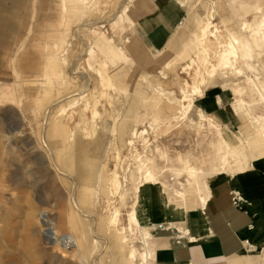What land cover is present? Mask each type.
<instances>
[{"label": "rangeland", "instance_id": "rangeland-1", "mask_svg": "<svg viewBox=\"0 0 264 264\" xmlns=\"http://www.w3.org/2000/svg\"><path fill=\"white\" fill-rule=\"evenodd\" d=\"M212 1L216 0H187L184 3L185 14L176 29L183 26L188 30L189 36L181 49L172 53L173 47L168 42L159 50H151L144 46L134 25L136 16L133 8L136 0H81L79 6L86 7L81 20L63 18L58 8L59 0H0V264H107L101 254L93 256L90 260H82L73 251L74 246L59 244L61 248L59 249L50 242L52 238H61L75 229L69 222L77 213L69 200V191L74 186L71 182L74 179H68L57 173L49 149L55 151L58 148L63 149L64 152L71 150L73 141H68L67 137L71 129L81 127L74 118L76 116H72L77 112L74 107L77 104L72 105L73 96L68 93L79 86L76 83L78 75L72 72L71 67L80 57L82 62L78 71L95 75L96 66L89 68L83 63L87 58L89 47L97 46V40L91 34L94 29H98L107 40H111L114 47L124 50L131 59V69H136L138 64L146 63V67L139 68L142 73H146V70L153 66L152 73L142 78L155 89L152 91V102L148 100L144 102L142 96L134 93H119L93 80L90 83L91 97L97 99V108L105 120L104 122L98 120L103 124V130L94 140L80 131L77 132L81 140L77 151L86 149V155L96 158V161L92 162L95 168L90 182L77 185V196L83 198L82 205L89 212L80 216L83 220L81 229L87 231L88 236H91L89 231L91 228L97 229V224L93 223L95 219L100 220V226H105L111 214L112 207H105L104 200L107 198L105 187L106 179L115 168L117 152L121 156L119 179L124 183L122 178L126 177L127 192L122 196L115 195L111 206L121 209L120 219L123 225H126L127 211L136 199L132 187L140 177L137 171L139 164L137 157L144 159L152 153L157 164L166 170L183 166V163L177 161V154L181 152L192 165L203 171L199 177V180L203 181L210 177L211 168L222 171L219 169V164L223 155L228 159L225 165L226 171L234 175L236 170H239L240 164L248 161L241 155L235 160L230 153V146L221 141L219 131L214 128L217 126L214 122H219L238 137L251 133L258 125L264 131V106L245 76L231 74L228 69L218 68L215 77L212 80L208 78L209 82L202 86V95H193V108L187 113V117L179 122V126L167 127L166 124L160 123L158 127L152 122L151 117H146L134 125L128 123L130 131L125 137H117L116 126L125 117L132 120L138 111L139 114H144L146 111L152 113L159 106L172 102L179 104V99L182 97L180 89H190L192 83L199 81L202 73L206 76L212 66L217 65L219 58L217 50H220L218 43L226 42L224 26L219 22L218 16L212 19L217 29V39L209 34L210 41L206 44L209 46V62L203 64V52L200 46L191 45L187 51H181L184 44L199 33V23L201 20L206 21L208 6ZM257 1L264 2V0H223V3L233 14L234 20L239 21L238 14L243 12L242 7L253 6ZM124 9H128L129 19L125 18ZM248 10L251 11V8ZM194 13H198L202 18L197 23V29L192 19ZM121 16L124 18L121 19ZM249 16L250 14L248 18ZM77 22L82 25L80 35L76 30ZM88 22H95V26H91ZM232 27L239 31L238 23ZM242 35L246 36L247 33ZM262 51L264 52V49ZM172 54L179 55L171 68L174 74L166 73L163 77L158 73L159 67L156 68L153 64L160 63ZM258 61L264 64V60ZM47 63L49 67L45 66L48 65ZM187 65H190L189 69L183 70L182 68ZM140 71L136 72V78L139 77ZM106 76L104 79L107 84ZM260 76H264V71ZM213 82L218 83L206 87ZM133 88H139L146 94L149 92L145 86L136 83L133 84ZM206 92L211 94L209 96L213 99L220 96L216 108L224 107L227 120L225 117L215 116L212 117L214 122L201 120L200 107L196 102L202 99ZM233 103L239 105L244 103L246 106L243 107L247 109L248 115L241 118L232 113L230 107ZM46 105L50 106V110L44 113ZM83 108L86 109L84 113L90 114V120L86 123L89 131L92 125L93 107L84 105ZM111 110H119L114 117L115 120L110 117ZM173 112L174 110L165 109L161 115L165 117ZM206 117L208 116L204 115V118ZM147 118L151 119L147 120ZM148 121L151 122L154 130L148 127ZM55 123H60L65 134L64 142L62 140L56 142L51 134L49 126H58ZM142 128H146L148 134L144 138H135L134 145L129 146L131 131ZM159 149L165 152L163 158L159 155ZM86 155L82 154V162L87 160ZM171 174L172 172H164L158 178L159 184L140 197L147 206L146 195L155 199L162 191L164 203L165 201L167 203L166 208H177L176 214L169 218L172 225L166 221H159L155 228H148L150 221L147 217L148 221L144 228H148L149 232L155 235L166 232L177 233L173 225L181 226L182 214L186 212L183 210L198 208L199 205L194 196L191 197L192 201L183 200L186 190L179 183L185 184L188 180L187 175H176L174 178ZM151 220L155 222L156 218L151 217ZM87 222L91 225H87ZM183 225L186 226L185 221ZM97 233L94 234V238L100 240L99 237L103 234L100 231ZM126 235L129 242L124 245L125 251L127 252L129 244L135 245L140 250V234L133 232ZM136 259L135 263L138 264L140 260Z\"/></svg>", "mask_w": 264, "mask_h": 264}, {"label": "crops", "instance_id": "crops-1", "mask_svg": "<svg viewBox=\"0 0 264 264\" xmlns=\"http://www.w3.org/2000/svg\"><path fill=\"white\" fill-rule=\"evenodd\" d=\"M59 1L58 8L63 18L81 20L86 9L83 5L82 7L79 6V1L81 0H64L65 3L63 0ZM186 1L136 0L133 8L135 11L134 16H136L134 17V25H136L144 46L151 50H159L168 42L173 47L172 53L178 52L181 49L189 36V32L183 26L178 29L176 27L184 17V3ZM216 1L219 2V8L216 13L219 22L222 16H226L234 24L238 23V25L242 19L251 18L254 8L260 5V1H257L253 6H243V12L238 14L239 21H236L233 14L225 7L223 0ZM250 8L251 11L248 10ZM210 9L211 2L208 6V13ZM126 14H128V9H126ZM248 14H250L249 18ZM127 19H129L128 15ZM192 19L197 29V23L202 19L201 15L194 13ZM88 24L95 26V22H88ZM81 26V23H78L76 29L78 35H80ZM91 34L97 40V46L96 48L93 45L89 47L87 58L83 63L89 68L96 66L94 68L95 75L79 72L78 68H80L82 61H80V57L77 58L72 64L71 70L78 75L76 83L79 86L73 91L68 92L73 96V104L74 101L78 100L77 105L74 106L72 104L77 110L72 116H76L74 118L78 120L81 127L79 129L73 128L71 131L76 132L73 133L76 140L79 141L81 140L77 132L80 131L85 134L89 128L86 123L90 120V114L88 112L84 113V110H86L83 108L84 105H89L97 110L99 121L104 122L105 120V117L101 115L97 108V99L91 97L90 94V83L92 80L103 84L107 89L115 90L119 93L123 92L127 94L126 92H128L129 94L131 92L142 96L141 99L144 102L147 100L152 102V91L155 89L142 78L154 69L153 66L147 69L146 73H142L139 69L140 66L146 67V63L142 65L138 64L136 69H131V59L128 58V55L122 48L114 47L111 44V40L104 38L98 29H94ZM171 35L172 37L170 38ZM90 50L93 51V58H90ZM175 55H169L160 63L153 65L156 68L161 67ZM103 61L107 62L106 69L102 67ZM47 64L45 66L49 67V63ZM136 70L140 71L137 78L135 77L137 75ZM98 71L101 72L102 78L98 75ZM169 73L174 74L171 69L167 70V75ZM106 75L110 78L112 85L108 86L106 84L104 79ZM134 83L145 86L149 91L148 94L139 88H133ZM217 83H210L206 87ZM104 94L106 95V92ZM209 95L211 94L206 92L204 97L196 102L200 107L199 110L209 117H206L205 120L214 122L213 116L218 118L225 117L227 120L228 116L225 114L226 110L224 107L216 108L217 102H220V96L218 95V98L213 99ZM243 105L245 104L241 103L239 105L233 103L230 110L232 113L243 118L248 115L247 109ZM48 110H50V106L46 105L44 113ZM118 112L119 110H111L109 112L110 117L115 120L114 117L117 116ZM152 113L146 111L144 114H139L138 111V114L132 120H128L125 117L122 121L125 124L121 122L116 126L117 137H125L130 131V129L128 130V123L134 125L137 121H142L146 117H152ZM86 115L88 116L87 119ZM214 123L218 126L214 128L216 131H219L218 135L221 141L230 146V151L233 150L231 154L235 157V160L239 157L238 155H241L248 161L240 164L239 170H236L233 179L227 175L218 176L213 179L210 185L209 196L204 206L183 210L186 212L182 214L181 226L177 227L173 225L177 229V233L166 232L161 235H155L152 234L153 232H149L148 228H155L159 221H166L172 225L169 218L171 215L176 214L177 210L171 212L169 208L163 207L159 203V199L155 202L152 196L148 197L146 195V204L150 214V226L146 230L150 237L148 238V248L152 257L150 260L151 264H264V131L257 124V129L238 137L219 124V122L215 121ZM259 154L261 155L259 156ZM151 217L156 218L155 222L151 220ZM183 221H185L186 226L183 225ZM117 245L118 243L115 241L112 243L110 257L105 258V261L107 264H129L126 251L119 250ZM135 261L137 262V259Z\"/></svg>", "mask_w": 264, "mask_h": 264}, {"label": "bare ground", "instance_id": "bare-ground-1", "mask_svg": "<svg viewBox=\"0 0 264 264\" xmlns=\"http://www.w3.org/2000/svg\"><path fill=\"white\" fill-rule=\"evenodd\" d=\"M218 8H219V2L212 1L211 9L208 13L206 21L201 20L199 23V28H200L199 33L195 34L191 39H189L184 44V47L181 50L183 52L187 51L191 45L200 46L203 52V57H202L203 64L209 62L208 61L209 46L206 45L207 42L210 41V39L208 40V35L210 34L217 39L216 36L217 29L215 28V24L212 22V19L216 16ZM123 12L124 14H126V9H124ZM127 15L128 14H126L125 16L126 19H127ZM122 18L124 17L121 16V19ZM220 23L224 26L226 42L218 43L219 44L218 47L220 48V50L219 49L217 50L219 51V55H218L219 58L217 65L212 66V68L207 72L206 76L202 73L200 75V79L198 82L195 81L196 83H192L191 86L189 85L190 89L188 90L184 88L180 89L182 97L179 99V104L172 102L165 104V106H159L158 109L153 113V117H151L152 122H154L156 126L159 127L160 123L166 124L167 127L169 125H172V127L179 126L180 125L179 122L181 120H184L187 117V113L193 108V103H194L193 95L194 96L202 95V86L205 85L207 82H209L207 80L208 78L209 80H212V78L215 77L218 68L223 70L228 69L231 74L244 75L249 85L253 88V90L256 91V93H258L260 97V103H262L264 106V76L262 77L260 76L262 71H264V64H260V62L258 61L259 59H262V61L264 60V52L262 51V49H264V4L260 3V5H257L254 8L252 18L249 19L246 18L241 20L240 24L238 25L239 31H236L237 29L232 27L234 25V22H232L226 16L221 17ZM242 33H247V35L243 36ZM92 50L89 51L90 58H93ZM178 56L179 55H175L173 58L166 61L164 65L159 67L158 70L159 75L165 77L167 70L173 68V66L175 65V60L177 59ZM102 67L105 69L107 68L106 61H103ZM189 67L190 65H187L182 69L186 70L187 68L189 69ZM151 73L152 71L150 72V74ZM98 75L100 77L102 76L100 71H98ZM106 77H107L106 79L107 84L111 85L112 82L110 78L108 76ZM184 83H186V81H184ZM77 101H74L73 105L77 104ZM165 109L169 111L174 110V112L169 114V116L163 117L161 113ZM91 115H92L91 116L92 125L90 126L91 128L89 129V131L85 133V135H88L87 137H90L92 140H94L97 134L103 130V124L99 122L97 119L99 114L96 109L92 108ZM199 116L201 119L205 120L204 114L201 111H199ZM151 118H147V120ZM148 122H149L148 127L151 128V130H154V128L151 126V122L150 121ZM56 124H58V126L56 127L53 125L49 126L51 130V134L53 135V137H55L56 142H59L60 140L64 142L65 134L61 126L59 125L60 123H55V125ZM147 134H148V130L146 128L132 130L131 139L128 141V145L133 146L135 143L134 140L135 138H144L145 135ZM67 140L73 141L72 142L73 148L71 150L68 149L66 150L67 152H64L63 149L57 148L55 149V151H53L50 148L49 151L52 153L51 159L57 173L68 179L69 178H71V180L74 179L73 182H71V184L74 183V186L69 191V195H70L69 200L71 206L74 208V210L77 211V213L75 214V218H71L69 222L70 225H73L75 229L74 230L72 229L71 231H69V233L64 234L61 238L58 237L52 238L50 242L54 243L59 249H61L59 247L60 245L74 246L73 251L82 260H90L92 259L93 256L97 254L99 255L101 254L103 259L109 258L111 254L112 243L114 241L118 243L117 247L119 248V250L125 251L124 245H127V243L129 242L126 234L127 233L133 234V232L134 233L139 232L141 248L140 250H138V248L135 245L129 244L128 250L126 252L127 259L129 260V264H136L135 263L136 258H139L140 260L139 264H151L150 260L152 257L150 250L148 248V238L150 237L146 228H144L146 221H148L147 217L150 218V214H148L149 210L147 209V206L143 204V201H141L142 199H140V197H142L143 193L152 190L154 186H157L159 184L158 178L164 172L166 171L170 173L172 172L171 175L174 178L176 175H181V174L187 175L188 180H186V183L185 184L181 182L179 183V185H181L182 188L185 187L186 190V192L183 194V200L192 201L191 197L194 196L198 200L199 208L204 206V203L206 202L209 196L210 185L213 179L217 178L221 174L227 175L232 179L235 177L234 174L228 173L226 171L225 165H227L228 159L224 155L221 156L220 164H219L220 165L219 169H221L222 171L220 170L217 171L213 169L214 167L211 168L212 170H210L209 173L210 177L208 179H205L204 181L199 180V177L200 175L203 174V171L200 168L192 165L189 162V160H187L182 156L181 152H178L177 154L178 160L177 159L176 160L178 162L183 163V166L181 167L179 166V168H171V169L169 168L166 170H163V168L157 164L152 153H150L148 156H145L144 159L137 157L136 160L139 162L137 171L140 177L138 182L132 187L133 192L136 194V199L133 200L130 206V210L127 211V223L126 225H123L120 219L121 209L119 207L111 206L113 202L112 198H114L115 195L119 194L120 196H122L123 193L127 192L126 177L124 176V178H122L124 180V183H122L119 179L118 171L121 168V163H120L121 156L119 152H117V154L115 155L116 156L115 168L111 172L110 177L106 179L107 186L105 187V193L107 195V198H105L104 200L106 204L105 207L107 208L112 207L111 214L109 216L107 225L105 226L104 225L100 226V220L95 219V222L93 223L97 224L96 225L97 229L93 230L91 228L89 230L91 232V236H88L87 231L81 229L83 220H81L80 216L87 215V213L89 212L88 209L85 208L84 205H82L83 198L81 197L78 198L77 196V189H78L77 185L79 186V183L80 185L81 184L83 185L90 182V178L95 168V165L92 162H95L96 158L89 157L88 155H86V151H87L86 149L85 151L84 150H81L80 152L77 151V149H79L80 146V141L76 140L75 135L72 131L68 135ZM145 141L147 142L146 138ZM232 151L233 150H231L230 153ZM159 153H160L159 154L160 157L163 158L165 156L164 150L159 149ZM82 154H85L87 157V160H85L84 162L81 161L83 160ZM181 194L179 196H181ZM158 196L159 197L155 198L154 201L156 202L159 199L163 207H167L165 206L167 205L166 201L164 203L162 191L159 192ZM139 207H141V209H138ZM175 209L177 208L172 207L170 211L171 212L176 211ZM86 224L91 225L89 222H87ZM98 228L100 230H98ZM97 231H100V233L103 234L102 236L99 237L101 238L100 240L94 238V234L95 233L98 234Z\"/></svg>", "mask_w": 264, "mask_h": 264}, {"label": "built area", "instance_id": "built-area-1", "mask_svg": "<svg viewBox=\"0 0 264 264\" xmlns=\"http://www.w3.org/2000/svg\"><path fill=\"white\" fill-rule=\"evenodd\" d=\"M248 246V244H246Z\"/></svg>", "mask_w": 264, "mask_h": 264}]
</instances>
